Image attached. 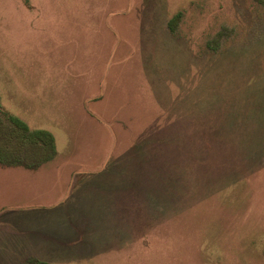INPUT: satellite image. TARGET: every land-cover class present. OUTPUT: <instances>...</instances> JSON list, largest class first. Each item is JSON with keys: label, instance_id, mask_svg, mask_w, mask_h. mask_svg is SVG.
I'll return each instance as SVG.
<instances>
[{"label": "rangeland", "instance_id": "1", "mask_svg": "<svg viewBox=\"0 0 264 264\" xmlns=\"http://www.w3.org/2000/svg\"><path fill=\"white\" fill-rule=\"evenodd\" d=\"M0 105V264H264V0H0Z\"/></svg>", "mask_w": 264, "mask_h": 264}, {"label": "trees", "instance_id": "2", "mask_svg": "<svg viewBox=\"0 0 264 264\" xmlns=\"http://www.w3.org/2000/svg\"><path fill=\"white\" fill-rule=\"evenodd\" d=\"M55 155V138L51 132L31 129L23 119L0 105V165L36 169ZM25 264L54 263L28 257Z\"/></svg>", "mask_w": 264, "mask_h": 264}, {"label": "crops", "instance_id": "3", "mask_svg": "<svg viewBox=\"0 0 264 264\" xmlns=\"http://www.w3.org/2000/svg\"><path fill=\"white\" fill-rule=\"evenodd\" d=\"M40 68H42V67H40ZM61 85V84H60ZM100 87H101V89H100V91H97L96 93H93V94H91V95H89L86 99H85V101L84 102H86V100H89L88 102H90V101H100V100H103L104 99V88H103V84L100 82ZM35 88H33L31 91H33ZM38 92H39V89H38V91H36V92H33L32 94L33 95H36V98H35V100H40L39 99V96H37V95H39L38 94ZM36 102H38V101H36ZM86 104V103H85ZM86 107V106H85ZM35 108H37V107H35ZM34 111L36 110H38V108L37 109H33ZM86 114L89 116V117H92V118H94V119H96V115H94L91 111H90V109H88L87 107H86ZM14 115H16V116H18V117H20L21 119H23L28 125H29V123H28V121L22 116V115H18V114H14ZM97 120V119H96ZM99 121V120H98ZM100 122V121H99ZM29 127L31 128V129H45V130H48L49 132H51L52 134H53V136H54V138H55V145H56V155L58 154V149H57V144H56V137H55V135H54V133L51 131V129L50 128H48V127H36V128H32L30 125H29ZM55 155V156H56ZM54 156V157H55ZM54 157L51 159V160H49V161H47V162H44V163H42L38 168H36V169H31V168H26V167H24V166H2V165H0V169H2V170H5L7 173H12V172H16V173H19V175H28V174H39L40 173V171L46 166V165H48V164H51L52 163V161H53V159H54ZM40 206V205H39ZM39 206H32L33 208H31L33 211H39V210H42V209H40V207ZM11 246V245H10ZM10 254L12 253V252H9ZM41 255L42 254H38L37 252L35 253V252H29L28 250L27 251H25V253L22 255V257L19 259L20 260V262H21V260H23L24 258H28V257H36V258H38V259H41V260H45V259H42L41 258ZM27 256V257H26ZM26 259H25V261H26ZM25 261H24V263H25ZM45 261H49V259H46ZM12 262H13V260H12ZM50 262V261H49Z\"/></svg>", "mask_w": 264, "mask_h": 264}]
</instances>
